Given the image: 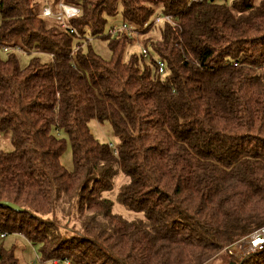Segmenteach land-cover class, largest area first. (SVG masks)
<instances>
[{
  "label": "trees",
  "instance_id": "obj_1",
  "mask_svg": "<svg viewBox=\"0 0 264 264\" xmlns=\"http://www.w3.org/2000/svg\"><path fill=\"white\" fill-rule=\"evenodd\" d=\"M60 3L80 9L66 21L74 32L42 14ZM124 25L158 31L143 41L148 60L124 59L132 39L111 34ZM95 38L109 42L110 60ZM8 47L51 62L0 52V138L10 144L0 145V201L22 208L0 206V232L38 246L43 262L210 264L264 228V1L0 0ZM93 120L111 125L116 151ZM119 174L129 182L112 200ZM115 202L141 217L115 213ZM0 264H20L14 248L0 244ZM236 264H264V252Z\"/></svg>",
  "mask_w": 264,
  "mask_h": 264
},
{
  "label": "rangeland",
  "instance_id": "obj_2",
  "mask_svg": "<svg viewBox=\"0 0 264 264\" xmlns=\"http://www.w3.org/2000/svg\"><path fill=\"white\" fill-rule=\"evenodd\" d=\"M226 1L228 3H231L233 0H226ZM263 1L264 0H254V3L258 5ZM119 23H121V18L119 16H116L114 19H110L109 23L106 26V34L110 32L111 26ZM138 33L139 32H136L135 36L132 39V42L128 45L124 53L125 55L124 59L127 61L131 59L134 53L142 55V48H146L145 45H143V41H145L147 38L156 40L159 37V33L156 30H151V32L149 33V35H147V37L145 36L143 37V35ZM108 43L109 42L107 40H102L101 38H95L92 40L91 45L93 50L103 59L110 60L112 57V52L108 46ZM0 52L3 57L8 56V54H6L3 49H1ZM9 53L15 54L17 59L22 65H28L32 60L36 58L40 59L42 63L51 62V57L48 54L39 53L36 51L24 55L25 52L23 53V51L19 49H11ZM89 126L91 132L101 143L108 144L110 149H112L113 151L117 150L119 146V140L117 137L114 136L112 127L108 122L101 123L97 120H93L91 121ZM0 145L6 148L10 147L8 141L3 138H0ZM61 163L68 170L70 171L73 170L71 147L69 144L67 145V149L65 153L61 157ZM128 182L129 179L125 175L119 174L115 178L114 189L111 192H109V194H105V195L108 196L110 199L115 200L117 198L120 187ZM114 212L123 215L124 217L128 218L131 221L133 219L136 218L139 219L141 217V215L137 213L129 212V211L127 212L126 209L123 208L117 202H115ZM66 220L67 219H65V221ZM1 243L4 244L6 248H14L15 255L20 261V264H55L52 261L43 262L42 256L39 251V247L33 246L31 243L28 242L27 239H25L20 234H8L5 239L0 238V244ZM243 243H244V239L238 241L234 245L230 246L228 249H224L221 253H219V255L215 259L211 261L210 264H236L238 261L244 260L249 256H254L259 254L260 252H264V246L259 251L247 252L244 248Z\"/></svg>",
  "mask_w": 264,
  "mask_h": 264
},
{
  "label": "built area",
  "instance_id": "obj_3",
  "mask_svg": "<svg viewBox=\"0 0 264 264\" xmlns=\"http://www.w3.org/2000/svg\"><path fill=\"white\" fill-rule=\"evenodd\" d=\"M196 1V0H193ZM43 16L44 17H51L56 19L60 24H62V27L70 29L71 32H74L75 30L68 27L66 24V21L71 19V18H75L78 17L80 14V9L77 8L76 6H72V5H67L64 3H60L59 4V10L57 13H54L52 11V9L48 6H46L43 9ZM162 19H166V20H170L169 17H163V18H157L156 23H159L162 21ZM124 31L126 33H128V36L133 39V37L135 36L136 32L128 25H124L122 29H118L115 28L111 31V34H115L118 31ZM120 31V32H121ZM11 48H4V51H9ZM24 53V52H23ZM24 55H26V53H24ZM142 56L144 58H149L150 54H149V50L146 48H142ZM158 71L159 74H161V76H164L166 74V67H165V63L162 62L161 60H158ZM112 146V145H110ZM7 237L6 233H2L0 232V238L1 239H5ZM244 248L247 252H256L259 251L263 248L264 246V228L254 232V234H252L251 236H249L248 238H246V240L244 239ZM55 264H57V262H54Z\"/></svg>",
  "mask_w": 264,
  "mask_h": 264
},
{
  "label": "water",
  "instance_id": "obj_4",
  "mask_svg": "<svg viewBox=\"0 0 264 264\" xmlns=\"http://www.w3.org/2000/svg\"><path fill=\"white\" fill-rule=\"evenodd\" d=\"M0 206H5L8 207L14 211L20 212L22 211V208H20L19 206L11 203V202H7V201H0Z\"/></svg>",
  "mask_w": 264,
  "mask_h": 264
}]
</instances>
